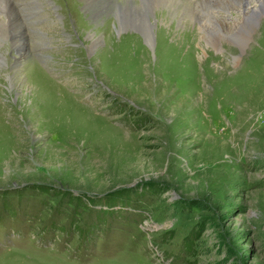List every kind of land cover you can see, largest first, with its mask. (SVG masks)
<instances>
[{
	"label": "rangeland",
	"instance_id": "obj_1",
	"mask_svg": "<svg viewBox=\"0 0 264 264\" xmlns=\"http://www.w3.org/2000/svg\"><path fill=\"white\" fill-rule=\"evenodd\" d=\"M39 1L25 50L0 14V264H264V7L239 44L184 15L221 0L160 1L149 46L109 0Z\"/></svg>",
	"mask_w": 264,
	"mask_h": 264
},
{
	"label": "bare ground",
	"instance_id": "obj_2",
	"mask_svg": "<svg viewBox=\"0 0 264 264\" xmlns=\"http://www.w3.org/2000/svg\"><path fill=\"white\" fill-rule=\"evenodd\" d=\"M22 1L26 2L27 0H22ZM22 1H20V0H0V14L3 15L7 19L8 24L11 27H13V29H15L14 30V32L16 33L15 38H16V40L17 39L20 40V43H18L16 45V48L21 49V50H25V48L27 47V44L29 45L30 43H29V39L24 38V34H23L24 31H23V27L21 25V21L19 20L20 19L19 17H20L22 10L26 9V10L31 11L32 8H30L29 6H27L28 8L25 7V5L26 4L29 5V3H23ZM81 1L83 3H86L87 6L91 5V0H81ZM92 1H97V0H92ZM109 1L112 3L111 8H113L115 10L114 13H116V15L118 16L117 19L119 22V28L116 27V30L120 29V30L124 31L125 28L132 27V29L139 31L142 34V36L145 39V43L149 46H153V43H154L155 25L151 19L154 16L153 12L156 9L155 7L158 6V3L160 1L161 2L165 1L166 4L170 8L172 7V4H173V6L175 4H178V3L174 2L175 0H169V1H171V3H169L167 0H141V4H139V5H136L132 2H129L130 0L124 1V5H120L119 3H114L111 0H109ZM38 2H40V1L34 0V3H38ZM253 2L256 4L253 5L254 4ZM19 6H24V7H22L20 9V8H18ZM182 6L186 7L185 5H182ZM236 6H238V8H241L239 11V13H240L239 18L240 19L236 22L227 21L226 19H224V17H222V15L219 14V12H217L220 10L223 11L224 8L227 10H229V9L235 10ZM263 7H264V0H254V1L253 0H221V1H217V2L202 1L201 3L198 4L197 10L191 9L190 7L185 8L184 15L187 14V15H190L192 18L195 17L197 19H199V18L201 19V16H206L205 19H206L207 23L204 24V26L202 24V26H203L202 28L204 29V33H203V39L204 40L205 39L216 40V39H218L219 36H224V37H227L228 39L230 38L232 41H235L239 44H242V43H245V41L247 40V35L249 34V32L251 33L253 28L255 27L256 22L260 18V15L263 11V9H262ZM213 10H215L216 12H214ZM90 13H91V11H90ZM160 15H161V12L156 15L158 20L161 19ZM38 20H40V19H38ZM164 20H165V18H164ZM163 22H166V21H163ZM211 22H213V24H214V27H215L214 29H209V25L211 24ZM188 25L189 24H187L186 26H188ZM163 26H165V24ZM199 30H202V29H199ZM159 32H161V34H163V36L165 35L163 42H166L169 39H172L174 42H177V40H178V36L175 33H173V30L171 28H169L167 30H163L161 28V30ZM190 35L195 36V34H192L190 32H188L186 36L191 37ZM95 36L96 35L93 33V34H91L90 39H89L91 44H92V46H90L91 49H94V47H96L97 43H98V39H97V37L95 38ZM189 39H193V38H189ZM179 41H180V37H179ZM161 43H162V41H161ZM170 44H172V43H170ZM32 46H34V45H32ZM88 50H89V48H88ZM169 52H171V53L168 55V57L166 56L167 57L166 59H168V60L172 59L174 61L173 57H175V56L170 57V55L175 54L174 51L169 50ZM109 57L105 56V58H104L106 64H109L108 61L113 59L112 56H109ZM113 60H115V59H113ZM113 60H112V62H113ZM105 68L106 67H104V69ZM106 69H105V72L107 71ZM160 71L161 70L159 69V73H162ZM125 75L126 76L132 75V73H130V74L125 73ZM118 77H121V76H118ZM12 78H13V76H12ZM13 83H14V81L11 82V85L14 88Z\"/></svg>",
	"mask_w": 264,
	"mask_h": 264
}]
</instances>
